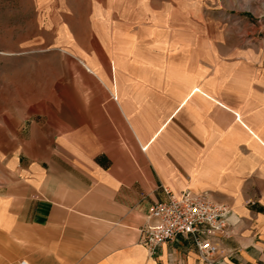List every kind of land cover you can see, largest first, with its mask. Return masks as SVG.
Wrapping results in <instances>:
<instances>
[{
	"label": "crops",
	"instance_id": "1",
	"mask_svg": "<svg viewBox=\"0 0 264 264\" xmlns=\"http://www.w3.org/2000/svg\"><path fill=\"white\" fill-rule=\"evenodd\" d=\"M39 2L56 83L0 127V264H206L141 242L165 189L228 207L213 264H264V65L161 16L200 0Z\"/></svg>",
	"mask_w": 264,
	"mask_h": 264
},
{
	"label": "rangeland",
	"instance_id": "2",
	"mask_svg": "<svg viewBox=\"0 0 264 264\" xmlns=\"http://www.w3.org/2000/svg\"><path fill=\"white\" fill-rule=\"evenodd\" d=\"M71 1H77L83 13L90 12L86 8L90 0ZM172 7L162 8L161 16L172 12L193 32L218 35L217 48L247 52L264 65V0H200L194 9ZM45 18L39 0H0V127L36 115L38 102L56 83L57 74L49 67L56 66L58 59H43L40 51L47 49V42L36 40L50 26ZM83 20L86 25L87 19Z\"/></svg>",
	"mask_w": 264,
	"mask_h": 264
},
{
	"label": "built area",
	"instance_id": "3",
	"mask_svg": "<svg viewBox=\"0 0 264 264\" xmlns=\"http://www.w3.org/2000/svg\"><path fill=\"white\" fill-rule=\"evenodd\" d=\"M165 190L166 199L149 207L141 242L153 254L162 243L183 236L194 243L202 261L213 264L212 257L219 250L216 238L228 231V207L205 194Z\"/></svg>",
	"mask_w": 264,
	"mask_h": 264
}]
</instances>
